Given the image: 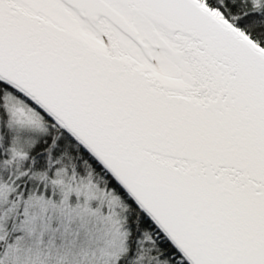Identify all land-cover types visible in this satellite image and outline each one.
<instances>
[{"label":"snow or ice","instance_id":"6c2138e0","mask_svg":"<svg viewBox=\"0 0 264 264\" xmlns=\"http://www.w3.org/2000/svg\"><path fill=\"white\" fill-rule=\"evenodd\" d=\"M0 264H264V0H0Z\"/></svg>","mask_w":264,"mask_h":264}]
</instances>
